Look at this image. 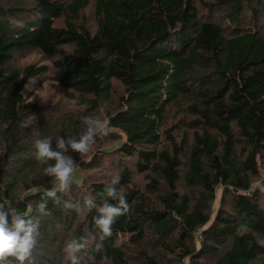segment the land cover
Segmentation results:
<instances>
[{
    "label": "trees",
    "instance_id": "16d2710c",
    "mask_svg": "<svg viewBox=\"0 0 264 264\" xmlns=\"http://www.w3.org/2000/svg\"><path fill=\"white\" fill-rule=\"evenodd\" d=\"M47 78L61 97L29 101ZM89 116L109 135L66 153L73 183L41 215L35 189L58 182L35 142ZM262 172L264 0H0V202L39 220L32 264H70L73 237L81 264H264ZM113 176L130 211L101 239L99 213L63 201L99 205Z\"/></svg>",
    "mask_w": 264,
    "mask_h": 264
},
{
    "label": "clouds",
    "instance_id": "9594fccd",
    "mask_svg": "<svg viewBox=\"0 0 264 264\" xmlns=\"http://www.w3.org/2000/svg\"><path fill=\"white\" fill-rule=\"evenodd\" d=\"M83 131L79 138L57 137L55 148L51 137L37 139L35 142L36 159L47 167L44 173L53 177L58 183L50 189H35L42 191L40 200L36 204V211L41 215H49L48 203L51 200L59 205L61 197L57 193H67L73 183L76 172V161L66 153L72 152L81 155L87 154L97 142L109 135V128L106 121L98 118L84 117L82 119ZM54 162V163H50ZM121 177L113 176L105 185L103 191L98 195L102 198V203L97 204L96 197L87 195L83 198V204L73 203L70 200L63 201L65 209L75 210L77 213L87 209H95L99 215L94 218L95 225L100 229L101 239L112 235V225L116 218L126 215L130 211L125 194L118 190ZM109 200L116 201L115 204ZM39 220H33L19 213L15 208L7 206V201L0 202V264H32V254L38 245L40 236ZM238 230H245L242 225ZM87 246V241L83 237H73L65 242L64 253L70 264H81V253Z\"/></svg>",
    "mask_w": 264,
    "mask_h": 264
},
{
    "label": "rangeland",
    "instance_id": "374dc122",
    "mask_svg": "<svg viewBox=\"0 0 264 264\" xmlns=\"http://www.w3.org/2000/svg\"><path fill=\"white\" fill-rule=\"evenodd\" d=\"M35 60H42L41 53L34 51L28 54L25 58L22 59V62L28 61H35ZM43 62L48 63L49 61L43 60ZM37 82V79L34 80V83ZM61 86L58 82L54 81L53 79L47 78L43 80L40 84H31L26 86L23 89L24 95L27 99L31 102H36L39 105H45L51 101L57 100L61 97ZM254 187H261L264 190V172L261 173V176L254 181ZM219 203V198L214 201L213 209L215 210L216 206Z\"/></svg>",
    "mask_w": 264,
    "mask_h": 264
}]
</instances>
